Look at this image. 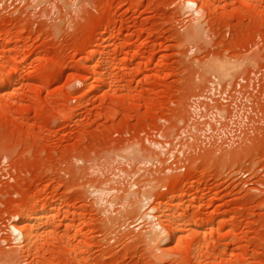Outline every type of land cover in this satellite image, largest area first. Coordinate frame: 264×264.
<instances>
[{
	"label": "rangeland",
	"instance_id": "obj_1",
	"mask_svg": "<svg viewBox=\"0 0 264 264\" xmlns=\"http://www.w3.org/2000/svg\"><path fill=\"white\" fill-rule=\"evenodd\" d=\"M0 264H264V0H0Z\"/></svg>",
	"mask_w": 264,
	"mask_h": 264
},
{
	"label": "bare ground",
	"instance_id": "obj_2",
	"mask_svg": "<svg viewBox=\"0 0 264 264\" xmlns=\"http://www.w3.org/2000/svg\"><path fill=\"white\" fill-rule=\"evenodd\" d=\"M188 1H190V0H188ZM190 3V2H189ZM213 64H215V63H213ZM216 65V64H215ZM219 65H221V64H219ZM216 67V66H215ZM29 73V72H28ZM25 76V75H24ZM25 78V77H24ZM45 79H43V77L42 76H40V75H38L37 77H36V79H35V81H37V82H44V84L46 85V86H49L50 84H51V82H52V80L51 79H48L47 81H44ZM144 198V200H145V197H143ZM147 203H148V201H146ZM145 207H147V206H145ZM148 209V208H147ZM146 210V209H145ZM144 210V211H145ZM149 210V209H148ZM59 212V211H63L64 212V210L63 209H61V208H59V209H54V208H52V209H50V211L49 212H51V213H55V212ZM65 212H66V210H65ZM149 212L151 213L152 211H151V209L149 210ZM48 213V211L46 212V214ZM50 214V213H49ZM145 214H148L147 213V211H146V213ZM150 215V214H149ZM19 216V215H18ZM150 216H152V215H150ZM37 218H39V213H36L35 215H29V214H26V216L24 217V221H26V222H29V227H28V232L26 233V236L29 238V239H31L32 237H33V235H34V225H35V223H34V220L35 219H37ZM151 218V217H150ZM149 218V219H150ZM156 218V217H155ZM19 220V219H18ZM17 220V221H18ZM137 220V219H136ZM138 221V220H137ZM142 222V221H141ZM219 223V222H218ZM221 223V222H220ZM220 225V224H219ZM222 225V224H221ZM16 226V225H15ZM17 227V226H16ZM50 227H53V223H51V225H50ZM153 227V226H152ZM152 227H151V229H152ZM159 227V226H158ZM158 227H155V228H158ZM218 227V226H217ZM220 227V226H219ZM218 227V228H219ZM16 230H18L17 228H15ZM19 230H21V229H19ZM18 230V231H19ZM153 230H154V227H153ZM160 230V229H159ZM22 231V230H21ZM79 231V230H78ZM156 231V230H155ZM157 231H158V229H157ZM20 232V231H19ZM76 232H77V230H76ZM157 233V232H156ZM159 233V232H158ZM157 233V234H158ZM22 234V233H21ZM156 234V235H157ZM152 239V238H151ZM151 239H149L150 241H152ZM154 243V242H153ZM9 257V256H8ZM10 257H11V255H10ZM7 258V257H6Z\"/></svg>",
	"mask_w": 264,
	"mask_h": 264
}]
</instances>
